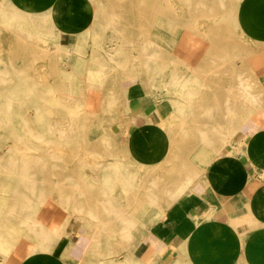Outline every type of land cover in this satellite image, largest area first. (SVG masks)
Instances as JSON below:
<instances>
[{
  "label": "crops",
  "instance_id": "crops-1",
  "mask_svg": "<svg viewBox=\"0 0 264 264\" xmlns=\"http://www.w3.org/2000/svg\"><path fill=\"white\" fill-rule=\"evenodd\" d=\"M236 4L241 50L254 52L250 66L244 60L237 68L245 85L249 67L261 80L262 102L251 115L242 92L233 113L231 66L215 58L216 47L230 43L227 28L216 34L211 26L185 24L215 19L216 0L1 1V11L15 20V36L32 33L26 47L36 53L60 52L70 79L63 83L81 86L85 112L111 122L90 131L109 143L104 148L121 147L134 166L166 172L168 187L160 212L125 257L112 249L104 258L103 243L93 253L87 224L94 223L63 210L51 195L34 221L47 238L33 234L0 264H264V0ZM51 224H62L60 235Z\"/></svg>",
  "mask_w": 264,
  "mask_h": 264
},
{
  "label": "rangeland",
  "instance_id": "rangeland-1",
  "mask_svg": "<svg viewBox=\"0 0 264 264\" xmlns=\"http://www.w3.org/2000/svg\"><path fill=\"white\" fill-rule=\"evenodd\" d=\"M237 1L216 0L215 19L185 22L194 28L211 26L216 28V34L227 28L226 39L230 43L219 50L217 46L215 58L231 66L233 113L236 100L240 102L241 98L237 65L248 60L250 66L254 56L250 46L248 52L241 50L235 19ZM199 8L203 10V5H194L195 11ZM185 10L191 11V6L185 5ZM5 12L9 13L0 9V259L16 248H25L33 234L47 238L48 233L39 231V224L33 220L51 195L58 196L60 208H71L94 223L87 224L93 253L96 245L103 243L104 258L111 257L112 249H119L120 258L125 257L129 246L138 243L152 225L146 223L161 210L160 195L168 187V181L163 180L166 172L161 176L159 169L146 171L134 166L121 147L118 151L104 148L109 143L90 131L95 125L111 122L85 112L81 86L63 83L70 80L63 70V55L48 48L36 53L26 47L31 37L15 36V20ZM19 26L18 33H23L22 25ZM170 60L174 62L175 58ZM175 81V75H169L173 84H169V92ZM259 84L256 71L249 67L246 87L256 100L245 93L248 115L261 105ZM113 167L121 169L128 184L123 185L111 175ZM167 173L172 175L175 171ZM29 179H34V183ZM73 184L81 189L73 188ZM130 223L137 224V228H128ZM55 225H50L53 234Z\"/></svg>",
  "mask_w": 264,
  "mask_h": 264
},
{
  "label": "bare ground",
  "instance_id": "bare-ground-1",
  "mask_svg": "<svg viewBox=\"0 0 264 264\" xmlns=\"http://www.w3.org/2000/svg\"><path fill=\"white\" fill-rule=\"evenodd\" d=\"M88 1V0H87ZM92 1V0H91ZM22 2H20V4H21ZM93 3V2H92ZM14 5V4H13ZM24 6V5H23ZM30 6V5H29ZM75 6V5H74ZM14 7V6H13ZM12 7V8H13ZM74 8V7H73ZM33 9V8H32ZM31 9V10H32ZM50 9V8H49ZM14 10H15V8H14ZM51 10V9H50ZM17 11H19V10H17ZM29 11V10H28ZM34 11V10H33ZM83 11V10H82ZM86 11H88V10H86ZM90 12H91V9H90ZM6 13V12H5ZM40 13V12H39ZM65 13V12H64ZM73 13V12H72ZM84 13V12H83ZM86 13V12H85ZM7 14V13H6ZM6 14H4L5 16H7ZM15 14H16V12H15ZM29 14V13H28ZM76 14V13H75ZM74 14V15H75ZM45 15H46V11H45ZM89 15V14H88ZM161 15V14H160ZM32 16H34L33 14H32ZM43 16V15H42ZM42 16H40V17H42ZM59 16V15H58ZM101 16V15H100ZM8 17V16H7ZM27 17V16H26ZM91 17V16H90ZM11 18V17H10ZM22 18V17H21ZM33 18H35V17H33ZM44 17H42V19H43ZM63 18V17H62ZM12 19V18H11ZM23 19V18H22ZM21 19V20H22ZM45 19V18H44ZM43 19V20H44ZM54 19V18H53ZM6 20V19H5ZM5 20H4V22H5ZM19 20L20 19H18V21L17 22H19ZM20 20V21H21ZM26 20V19H25ZM32 20V19H31ZM46 20V19H45ZM44 20V21H45ZM79 20V19H78ZM84 20V19H83ZM26 21H28V20H26ZM44 21H43V23H44ZM77 21V20H76ZM80 21V20H79ZM90 21V20H89ZM36 22V21H35ZM38 22V21H37ZM40 22H41V20H40ZM66 22V21H65ZM6 23V22H5ZM8 23H9V21H8ZM12 23V22H11ZM23 23H24V21H23ZM27 23H29V21L27 22ZM46 23V22H45ZM67 23V22H66ZM81 23V22H80ZM157 23V22H156ZM20 24V23H19ZM18 24V25H19ZM47 24V23H46ZM62 24V23H61ZM72 24V23H71ZM84 24V23H83ZM85 24H86V22H85ZM90 24V23H89ZM103 24H104V22H103ZM38 25H39V23H38ZM43 25V24H42ZM45 25V24H44ZM48 25V24H47ZM58 25V24H57ZM68 25H69V23H68ZM12 26H14V25H12ZM46 26V25H45ZM67 26V25H66ZM70 26V25H69ZM100 26H101V24H100ZM180 26V25H179ZM7 27V26H6ZM8 27H10V26H8ZM20 27V26H19ZM26 27V26H25ZM33 27V26H32ZM35 27V26H34ZM59 27H61V26H59ZM86 27H87V25H86ZM85 27V28H86ZM105 27H106V23H105ZM181 27V26H180ZM48 28V27H47ZM67 28V27H66ZM72 28V27H71ZM70 28V29H71ZM22 29H25V28H22ZM26 29H28V30H30L29 28H28V26H27V28ZM36 29V28H35ZM37 29H39V28H37ZM36 29V30H37ZM42 29V28H41ZM43 29H44V27H43ZM79 29V28H78ZM106 29V28H105ZM46 30V29H45ZM73 30V29H72ZM85 30V29H84ZM23 31V30H22ZM31 31V30H30ZM48 31V30H47ZM65 31V30H64ZM80 31H81V29H80ZM113 31V30H112ZM24 32V31H23ZM43 32V31H42ZM111 32V31H110ZM164 32V31H163ZM41 33V32H40ZM104 33V32H103ZM102 33V34H103ZM29 34V33H28ZM31 35L30 36H32V33H30ZM109 34V33H108ZM107 34V35H108ZM112 34V33H111ZM49 35V34H48ZM152 35V34H151ZM97 36H99L100 37V35H97ZM96 36V37H97ZM105 36V35H104ZM103 36V37H104ZM110 36V35H109ZM111 38H113L114 39V37H111ZM32 39V38H31ZM62 39V38H61ZM104 39V38H103ZM110 40V39H109ZM108 40V41H109ZM98 41V40H97ZM100 41H101V43H102V40L100 39ZM103 42H105V41H103ZM62 43V42H61ZM107 43V42H106ZM55 44H57V43H55ZM54 44V45H55ZM111 44H114V43H112L111 42ZM60 45V44H59ZM98 45V44H97ZM99 45H100V43H99ZM103 45V44H102ZM102 45H100V46H102ZM58 46V45H57ZM106 46V45H105ZM98 47V46H97ZM112 47V46H111ZM102 48V47H101ZM108 48V47H107ZM115 49V48H114ZM113 49V50H114ZM62 51H63V48L61 49ZM91 50V49H90ZM111 50V49H110ZM97 52V51H96ZM113 52V51H112ZM95 53V52H94ZM89 54V53H88ZM96 54V53H95ZM98 54H99V52H98ZM106 54V53H105ZM109 55V54H108ZM124 54H122V56H123ZM100 57H101V54L99 55ZM92 57H93V54H92ZM96 57V56H95ZM112 57V56H111ZM114 57V56H113ZM113 57H112V59H113ZM120 57V56H119ZM149 57V56H148ZM95 59V58H94ZM105 59V58H104ZM111 59V58H110ZM103 60V59H102ZM117 60V59H116ZM96 61V60H95ZM97 61H98V59H97ZM96 61V62H97ZM104 61V60H103ZM113 61V60H112ZM119 61V60H118ZM108 62V61H107ZM94 63V62H93ZM98 64H99V66H101V64H105V62H100L99 63V61L97 62ZM109 63V62H108ZM108 63H106V64H108ZM115 63V62H114ZM117 63V62H116ZM90 64V63H89ZM97 64V65H98ZM118 64V63H117ZM103 66V65H102ZM110 66V65H109ZM91 67V66H90ZM98 67V66H97ZM105 67V66H104ZM106 69V68H105ZM105 69L103 70V71H105ZM113 69V68H112ZM101 70V69H100ZM88 71V70H87ZM94 71V70H93ZM1 72V71H0ZM90 72H91V69H90ZM102 73V72H101ZM88 74V73H87ZM94 75V74H93ZM98 75H99V73H98ZM94 76H96V75H94ZM102 77V76H101ZM88 78V77H87ZM91 78H93L92 76H91ZM94 78H96V77H94ZM92 79V80H95V79ZM99 78V77H98ZM90 79V78H89ZM91 80V79H90ZM92 80L91 81H89L90 83L92 82ZM98 81V80H97ZM3 83V82H2ZM93 83V82H92ZM237 83H238V85H239V87L241 88V92H242V95H244L245 93H247V97L249 98V99H251V100H256V98H255V96H254V94H252L250 91H249V89L246 87V85L244 84V81H243V78H241L240 76L238 77V80H237ZM96 85H97V83H96ZM94 86V85H93ZM171 88V87H170ZM95 89V88H94ZM240 91V90H239ZM11 100V99H10ZM250 100V101H251ZM102 101V100H101ZM129 101V100H128ZM6 103V102H5ZM11 103V102H10ZM12 104V103H11ZM112 104H116V102L115 103H112ZM110 104H108V106H109ZM182 110V109H181ZM93 113V112H92ZM227 143V142H226ZM8 149V148H7ZM0 164H1V162H0ZM8 170V169H7ZM8 171H10V170H8ZM22 174V173H21ZM20 174V175H21ZM26 174V173H25ZM111 175L113 176V177H115V178H117V179H119L121 182H122V184L123 185H126V184H128L129 182H128V177L126 176V175H124L123 173H122V171H121V169L120 168H118V167H113L112 168V170H111ZM21 177H23V176H21ZM25 177V176H24ZM25 178H27V177H25ZM20 181V180H19ZM29 181L30 182H32V183H34V179H29ZM21 182H23V180L21 181ZM27 184H28V182H27ZM21 185V184H20ZM26 186V185H25ZM31 186V185H30ZM73 186V188H75V189H81V187H80V185H78V184H73L72 185ZM27 187V186H26ZM28 187H29V185H28ZM32 188V187H31ZM32 189H34V188H32ZM20 191V190H19ZM21 193H23V192H21ZM29 198V197H28ZM27 199V198H26ZM154 200V199H153ZM113 205V204H112ZM29 214V213H28ZM26 215V216H29V215ZM31 214V213H30ZM24 217V216H23ZM36 217V216H35ZM25 218V217H24ZM30 218V217H29ZM127 218V217H126ZM125 218V219H126ZM32 219V218H31ZM127 220V219H126ZM30 221V220H29ZM33 221H35V220H33ZM32 221V222H33ZM123 221V220H122ZM31 222V223H32ZM125 222V221H124ZM128 222V221H127ZM132 222V221H131ZM36 223V222H35ZM39 223H41V222H39ZM132 223H134V222H132ZM24 224V223H23ZM129 224V223H128ZM136 225L137 224H131L130 223V226L128 225L127 227L129 228V227H132V228H135L136 227ZM39 226L41 227L40 228V231L42 232V224H39ZM56 226V227H55ZM54 226V228H53V230H54V234H55V236H58V235H60V233H59V227H60V224H56ZM126 230V229H125ZM44 231V230H43ZM127 231V230H126ZM78 232V231H77ZM127 232H129V231H127ZM43 234V233H42ZM64 234V233H63ZM67 234V233H66ZM127 236V235H126ZM69 240V239H68ZM63 242V241H62ZM58 259V258H57ZM129 263V262H128ZM24 264V263H23Z\"/></svg>",
  "mask_w": 264,
  "mask_h": 264
}]
</instances>
